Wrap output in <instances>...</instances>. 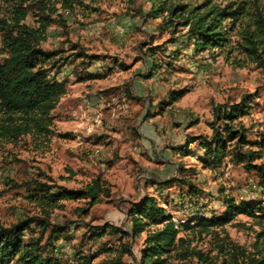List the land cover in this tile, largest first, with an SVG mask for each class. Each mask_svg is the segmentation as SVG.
Instances as JSON below:
<instances>
[{"label": "rangeland", "instance_id": "1", "mask_svg": "<svg viewBox=\"0 0 264 264\" xmlns=\"http://www.w3.org/2000/svg\"><path fill=\"white\" fill-rule=\"evenodd\" d=\"M38 1L0 0V26L2 21L11 22L20 4L34 8ZM43 1L67 23V29L51 26L42 48L57 51V58H67L60 70L49 74L58 82L66 81V94L71 96L62 98L52 112L49 134L17 142L0 139L3 225L34 218L26 235L36 237L39 219L47 212L61 234L53 248L44 240L43 255L62 264L95 255L94 264H109L122 245L128 244L131 254L123 255V262L142 264L148 230L137 237L107 235L92 241L89 227L109 223L131 233L128 211L146 195L156 196L173 221L186 215L192 225L195 218L221 215L226 209L225 197L264 208V181L257 171L233 163L230 157L217 168H205L202 163L205 152L200 142L212 134L209 124L214 107L254 93L258 96L254 110L242 120L249 128L250 142L243 151L260 152L261 158L254 164L264 167V68L242 48L241 27L227 48L198 54L193 41L186 38V28L172 33L162 19H144L150 8L145 0H69L68 9L66 0ZM35 20L29 14L26 23L37 27ZM2 44L0 32V61L7 56ZM262 57L264 60V53ZM88 75L99 78L79 81ZM182 89H188V94L168 106L169 94ZM194 138L201 140L193 142ZM181 166L194 170L187 176L196 188L197 201L189 200L188 185L177 182L165 191L155 185L181 178L177 172ZM97 177L107 182L109 195L94 206L87 200H75L42 208L29 200L27 187H13L38 180L54 190H77ZM185 202L197 208L196 215L184 211ZM185 228H179L180 237L187 242L185 248L201 252L207 260L191 256L172 260L174 264H237L236 260L242 264L244 255L264 253V219L260 217L240 215L234 222L208 231ZM237 250L236 259L231 253Z\"/></svg>", "mask_w": 264, "mask_h": 264}, {"label": "trees", "instance_id": "2", "mask_svg": "<svg viewBox=\"0 0 264 264\" xmlns=\"http://www.w3.org/2000/svg\"><path fill=\"white\" fill-rule=\"evenodd\" d=\"M193 1L196 0H145L150 8L144 12V19H162L172 33H176L180 27L186 28V38L193 41L198 54L227 48L231 37L241 27V36L245 41L242 48L259 67L264 68V10H261V0ZM64 7L71 8V2L66 0ZM29 14L36 17L37 27L26 23ZM54 15L57 17L54 18ZM55 24L67 29L66 20L43 0L35 3L34 8L20 4L10 23L2 21V48L7 56L0 61V139L17 142L28 136L39 138L51 131L52 112L67 93V82H58L49 74L51 70H60L67 58H57V51L42 48L48 29ZM98 78L96 75H88L79 81H94ZM188 92V89L171 92L168 106L179 102ZM257 98L254 93L246 94L239 102L214 107L213 120L209 124L211 136L192 140H201L200 146L205 152L202 162L205 168L220 167L230 157L233 163L243 164L249 171H257L260 180L264 181V167L254 164L261 158L260 152L243 151L250 142L249 128L242 120L252 114ZM177 172L181 178L155 182L159 191L171 189L178 182L188 185L189 200L197 201L196 188L187 176L194 170L181 166ZM107 185L105 180L97 177L77 190H54L53 186L38 180L14 184L13 187H27L30 191L29 200L42 208H56L62 201L87 200L89 206L99 204L103 197L109 195ZM224 205L226 209L221 215L195 218V224L188 222L185 229L199 228L201 231H208L224 227L240 215L264 219V208L254 202H237L234 198L225 197ZM128 216L132 225L131 233L105 223L89 227L90 239L99 241L107 235L137 237L148 230L141 251L142 264H174L172 260L183 261L191 256L204 259L201 252L185 248L187 242L180 237L181 230L177 228L173 216L159 204L156 196L146 195L132 204ZM34 223V218L20 219L11 226L0 222V264H62L56 258L42 254L44 240L46 239L47 246L53 248L61 234V228L51 224L46 212V217L39 219L38 236L27 238L26 233ZM111 250L112 248L108 252ZM126 254H131L128 244L122 245L120 254L109 264H125L122 256ZM237 254L238 250L233 251L231 256L236 258ZM96 258L95 255L83 256L74 264H94ZM243 258L242 264H264L262 252L244 255ZM236 263L238 264L237 260Z\"/></svg>", "mask_w": 264, "mask_h": 264}, {"label": "built area", "instance_id": "3", "mask_svg": "<svg viewBox=\"0 0 264 264\" xmlns=\"http://www.w3.org/2000/svg\"><path fill=\"white\" fill-rule=\"evenodd\" d=\"M183 209H184V211L187 212V214H189V213L192 212L191 214L196 215L195 209H197V208L192 207V205L189 204L188 202H185L184 203ZM187 221L188 220L186 219V215H183L178 221H175L174 220V222H175V224H176V226H177L178 229L180 227L184 226L185 224H187Z\"/></svg>", "mask_w": 264, "mask_h": 264}, {"label": "crops", "instance_id": "4", "mask_svg": "<svg viewBox=\"0 0 264 264\" xmlns=\"http://www.w3.org/2000/svg\"><path fill=\"white\" fill-rule=\"evenodd\" d=\"M82 82H83V81H82ZM70 96H71L70 94H69V95L66 94L63 98H65V99L67 98V99H68V98H70ZM86 97H87V96H84V97H83V100H84ZM88 100H89V99H88ZM84 102H87V98H86V101H84ZM89 103H90V100L88 101V104H89Z\"/></svg>", "mask_w": 264, "mask_h": 264}]
</instances>
